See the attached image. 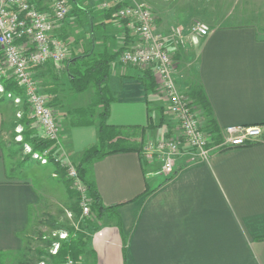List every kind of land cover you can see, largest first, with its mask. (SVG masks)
<instances>
[{
  "label": "crops",
  "instance_id": "obj_1",
  "mask_svg": "<svg viewBox=\"0 0 264 264\" xmlns=\"http://www.w3.org/2000/svg\"><path fill=\"white\" fill-rule=\"evenodd\" d=\"M33 1L42 10H50L55 2ZM134 1L153 9L158 32L196 20L209 24V34L192 36L193 49L183 51V60L195 64L186 74L188 81L175 69L177 84L183 92L203 86L221 128L260 125L263 134L255 143L214 151L208 159H193L183 149L176 158V173L166 180L171 174L162 172L157 153L154 159L146 157V146L177 133L179 122L158 85L147 90L143 75L149 68L123 64L117 56L110 69L109 86L116 99L108 123L134 133L142 148L88 164L86 177L95 182L102 203L117 209L99 219L84 264H264L262 4L246 0V10L238 13L237 0ZM100 2L71 0L69 16L56 25L55 33L65 36L70 55L90 49L114 53L138 41L134 28L124 19L108 17ZM41 70L47 79L49 72ZM63 79L54 110L61 126V149L77 164L83 151L97 143L98 125H72L68 111L88 107L94 88L76 92L68 77ZM102 109L96 107L95 119ZM8 123L9 114L0 105V260L26 249L44 195L37 175H31L34 166L14 175L2 143Z\"/></svg>",
  "mask_w": 264,
  "mask_h": 264
},
{
  "label": "built area",
  "instance_id": "obj_2",
  "mask_svg": "<svg viewBox=\"0 0 264 264\" xmlns=\"http://www.w3.org/2000/svg\"><path fill=\"white\" fill-rule=\"evenodd\" d=\"M105 10L118 6L113 16L126 20L138 35V41L125 47L119 60L126 65H139L152 70L160 91L169 101L171 113L179 122V131L158 140L156 146H146V157L154 159L155 153L162 161V172L172 174L176 158L183 149L190 151L193 159H208L214 151L241 147L260 140L263 128L260 125H228L221 128L222 140L216 142L209 129L203 126L199 109L191 105L175 78L172 48H182L189 44L192 36H206L210 26L196 20L189 26L175 25L169 32L155 29V13L143 2L134 0H101ZM72 8L71 0H55L50 10H42L33 0H0V94H6L15 104L25 101L30 117L40 126L41 137L52 141L42 152L33 151V158L47 164L49 155L66 168L78 200L82 216L97 220L91 210L92 198L87 185L82 180L75 163L61 149V126L55 110L48 104L49 97L41 92L40 81L35 67L52 62L63 67L70 57L65 40L55 33L56 25L64 20ZM12 79L23 89V95L6 91L3 83ZM20 116L21 113L19 112ZM213 140V143H212ZM59 238H66L68 232L58 230ZM59 241L50 250L56 253ZM40 264H45L41 262ZM66 264H82L81 260L68 258Z\"/></svg>",
  "mask_w": 264,
  "mask_h": 264
},
{
  "label": "trees",
  "instance_id": "obj_3",
  "mask_svg": "<svg viewBox=\"0 0 264 264\" xmlns=\"http://www.w3.org/2000/svg\"><path fill=\"white\" fill-rule=\"evenodd\" d=\"M117 7L118 6H114L108 9L107 16H113ZM64 38L65 36H63V39ZM123 49L124 47L114 53L108 51L94 53L90 49L85 52L70 55L61 68L56 67L52 62L35 67L36 77L40 81V90L49 97L48 104L53 109L60 103L58 93L61 86L65 83L63 75L68 77L71 89L76 92L86 91L90 87L94 88L92 102L88 107L76 108L68 112L71 115L70 123L72 125L97 124L99 132L97 143L86 148L81 155V160L77 164L75 163L80 177L87 185L88 193L92 198L91 210L97 216V220L82 216V209L79 200H77L71 207L75 215L79 218L80 226L79 228H75L72 225L62 226L61 229L63 228L68 232L66 238L57 237L48 239L47 243L49 247L53 245L55 241H59L60 245L56 253H51L49 251H44L42 253L44 254V259L40 258L38 261L45 260V264H66L68 258L79 260L81 256L86 257V255L91 252V236L97 228L99 219H103L106 214L112 212L116 213L117 207L105 206L101 201V196L95 182L86 177L88 164L111 153L130 150L141 152L142 141L135 139L134 137H136V135L134 133L126 130L123 126L108 123L111 103L116 99L115 94L111 91L109 86L111 63L120 55ZM43 68L49 72V77L47 79H43L45 72L41 70ZM143 77L147 90H154L157 84L152 70H146ZM3 83L6 91H10L15 95H23V89L16 81L6 79ZM185 94L188 96L191 105L199 108V114H202L205 118L204 127L210 130L212 138H214L216 142L221 141V127L214 117L210 99L203 86H196L189 92H185ZM0 95L8 98L6 94ZM16 105H23L22 107H24V112L20 120V123L23 125V142L30 143L32 145V150L38 152H42L51 146V140L41 137L35 131L33 126L34 119L30 117L28 104L23 101L21 104ZM99 105H102L103 109L98 114V118L95 119L96 107ZM159 109L162 111L163 107ZM163 118L164 116L162 114L160 123L163 122ZM149 125L153 126L154 124L151 122ZM48 158L49 161L45 165L53 164L58 168L59 174L63 176V182L66 185L68 193H70L72 197H74V195L77 197L78 192L75 189H71V179L65 177L66 168L54 160L53 154L49 155ZM175 173L176 171H173L166 180L171 179ZM34 264H38V262Z\"/></svg>",
  "mask_w": 264,
  "mask_h": 264
},
{
  "label": "rangeland",
  "instance_id": "obj_4",
  "mask_svg": "<svg viewBox=\"0 0 264 264\" xmlns=\"http://www.w3.org/2000/svg\"><path fill=\"white\" fill-rule=\"evenodd\" d=\"M147 4L144 1H140ZM182 2V0L178 1ZM246 0H237V11L238 13L244 12L246 9ZM259 4H262V16L264 17V0H259ZM148 5V4H147ZM149 6V5H148ZM217 7V6H215ZM224 8L223 6H220ZM218 9V8H217ZM70 14V12H69ZM261 16V15H260ZM231 21H227L230 23ZM233 23V22H231ZM209 25V24H208ZM210 32V31H209ZM194 44V43H193ZM191 43L182 48H172L173 53V65L175 69H179L180 72L183 71L184 75L181 76L188 81L185 77L188 73L190 67H193L195 63H192V60L184 59L187 55L183 52L186 51L187 47H191ZM199 45V43L194 44ZM192 48V49H191ZM193 54V53H188ZM194 57V55H192ZM186 61V62H185ZM195 61V60H194ZM184 63L183 67H181ZM181 67V68H180ZM196 87V86H195ZM194 88V87H191ZM190 88V89H191ZM186 89V92H189ZM0 105L5 109V112L9 114V123L6 130V134L2 139V143L5 146V151H7L9 156V164L13 170L14 175L22 173L31 166H34V170L31 175H37L38 181L42 183L40 189L42 191L43 198L41 200L40 206L36 209L33 229H31L29 234L28 246L22 253L15 255L7 256L4 259L0 260L1 264H40L41 262H46L45 260H40L44 257L42 254L44 251H49L52 248V245L48 246V239L50 238H59L58 230L66 231L61 229L62 226L72 225L75 228H79V218L75 215L72 210V205L78 200V195L70 196L68 193L66 185L63 182V176L59 174L58 168L53 164L43 165L40 161L33 158L31 150L32 145L30 143L23 142V125L20 123L22 114L24 112V107L16 105L12 99H8L0 95ZM29 109V107H28ZM27 109V110H28ZM199 109V108H197ZM21 113L19 116L18 113ZM203 126L205 125V118L200 115ZM35 131L37 132L36 125L33 122ZM38 134V133H37ZM212 137V135H211ZM214 139V138H213ZM213 143V140H212ZM8 159V157H7ZM51 165V166H50ZM40 171H39V170ZM40 173L38 177L37 171ZM49 170V171H47ZM57 174L56 176H54ZM68 178L67 174L65 176ZM71 189L74 190V187L71 183ZM67 232V231H66ZM44 259V258H43ZM84 256L80 257L81 263L84 264Z\"/></svg>",
  "mask_w": 264,
  "mask_h": 264
}]
</instances>
